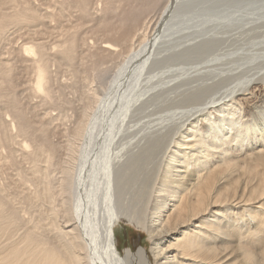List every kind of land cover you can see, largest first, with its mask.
I'll return each instance as SVG.
<instances>
[{
  "label": "bare ground",
  "instance_id": "6f19581e",
  "mask_svg": "<svg viewBox=\"0 0 264 264\" xmlns=\"http://www.w3.org/2000/svg\"><path fill=\"white\" fill-rule=\"evenodd\" d=\"M52 1L0 0V47L10 30L28 33L10 49L32 74L23 94L66 118L56 70L79 93L60 146L53 117L19 104L15 66L0 56V264H264V48L210 57L226 76L184 90L220 34L264 30V16L220 13L216 0H103L91 29L100 52L81 53L85 63L93 0ZM71 5L77 23L64 27ZM173 96L188 110L166 114ZM123 221L148 234L153 261L120 250Z\"/></svg>",
  "mask_w": 264,
  "mask_h": 264
},
{
  "label": "rangeland",
  "instance_id": "374dc122",
  "mask_svg": "<svg viewBox=\"0 0 264 264\" xmlns=\"http://www.w3.org/2000/svg\"><path fill=\"white\" fill-rule=\"evenodd\" d=\"M55 1L63 2V0H55ZM248 1H249V3H248ZM215 2H217L218 5H219V7L218 6L217 7L220 9V13H221V11H224V10H227L228 8H230L229 12L231 10L232 11L236 10L235 11L236 12L235 13V17L243 15L246 18L258 19V18H262L264 16V0H262V1L261 0H244V6L243 7H237V5L241 2L239 0H230V1H224V2L221 1V0H216ZM33 3H34V5L37 8H40V9H48V7H50V8L53 7L54 8L57 5V3L52 1V0H50V2H48V0H33ZM92 3H93V5H92ZM234 3H235V5H234ZM253 3H255L256 5L253 4ZM257 4H259V7H257ZM91 5H92V7L90 6V8L92 10V13L95 14V18H97V19H94V21H93L95 24L93 22H90L91 24L86 25L87 24L86 23L85 24L86 26H84L85 28L82 27L83 31L81 30L82 37L86 36L87 39H88L87 40V46H85V47L81 46L83 48V50H82L81 47H80L81 49H79V57L80 58H85L84 59L85 63L88 62V59L86 58V56H83L84 53H85V55H87V54H90V53L98 54L100 52L99 48L96 45L97 42H99V41L92 36V33H91L92 30L91 29L97 23L100 22L101 17L104 15L105 2L103 0H93V2H91ZM233 5L235 6V8H232ZM253 5H255L256 8ZM58 7H59V5H58ZM252 7H254L255 10ZM239 8H244V10H240V12H239V11H237ZM76 9L77 8H75L73 5H71V9L69 8V11H68L70 17L68 18V21H64L66 24L64 22H63L64 24H62L64 27H66V25H68L71 22H73L74 24L77 23L76 20H77V17H78V14H77L78 12L76 11ZM70 13H74V15L73 14L71 15ZM67 22H69V23H67ZM259 22H263V21H259ZM73 23H72V25H74ZM51 24H52V22H51ZM90 25H91V27H90ZM51 26H54V22H53V24ZM87 26H89V27H87ZM254 26H252V27H254ZM260 26L261 25H259L258 27H260ZM224 31L225 30H223V32ZM85 33H86V35H85ZM27 34L28 33L26 31H23V30H21V31H19L18 29L17 30H15V29L14 30H10L9 34H8V36H9L8 39L9 40H7L5 42V44L0 47V54H1L0 56L2 58L6 59V60H9L15 66V72H14V76H13V81H14L15 88H16V91H17V94H18L17 96H18V99H19L18 100L19 104L22 107H23V104L25 106L30 104V105H32V107H35V108H30V107H28V108H30V114L32 116L36 117V118L43 117L44 114L51 115L53 117L51 119L52 121H50V124H49L51 138L54 141V143H56V144H58L60 146H64V144L66 142V139H65L66 136L65 135H67V133L64 130L66 129V131H68V128L72 125V118L71 117L73 115V111L71 110V107H72L71 104L74 103L76 106L79 104V102H76V101H78L79 93L75 92V90L72 89V87L75 84H77V83L75 81L73 82L70 79V75L67 72L66 73L65 72H60V71L56 70V68L53 69V70H56L55 74L57 76L55 75L56 76L55 78H56V80H58L57 81L58 84L56 83V85H54L55 89L53 91V95H55L58 92L60 81H61V83L62 82L65 83V88L63 90L64 91L63 92V98L65 99L64 100L65 102H62L63 98L61 97L62 100L59 101V104H61L63 106V108L65 107L64 112L67 115V117H66L67 121L65 120L66 118L59 117L60 113H58V112H60V109L58 110L56 107H52V106H49V105L41 106L40 105V100H41L40 98L38 99L36 97H29L28 93H24L23 94V86H26L27 83L29 84V82L32 79L31 78L32 74L28 75L30 73L23 69L24 68L23 67V63L20 62L16 58V55L13 54L12 50H10V49L17 48V47L23 45V40L26 38ZM30 34L33 35L35 33L34 32H30ZM23 35H25V36H23ZM31 35H30L31 41L37 40L38 37H39L36 34L34 36H31ZM230 35L231 34H229V35L220 34L218 36V40H221L222 38H224V40L222 41V43L221 42L219 43V45L215 48L214 52H211L207 56H205V58L202 60V62H201V59L198 60L197 62H200V63H198L197 65H191L190 66L191 68L192 67L195 68V66H197V68H199V69L205 68V67H208V66H209V68H206L207 70L202 69V71L205 74L201 75L202 80L198 84H192L191 86L186 87L184 90L189 89L190 87H193V86H198L199 84H203L206 80H210L208 82H209V84H212L213 83L212 80H211L212 77H214L216 82H217L218 80H220V77H225L226 76V74H224V75H222L220 77H218L217 75L219 73H221V70L223 68L224 69L225 68H229V66L228 67L223 66V61L222 62H218V63H213V64H209L208 63V65H206L205 63L208 60H210L211 58L219 57V56L223 57L227 53L230 54L231 56H233L232 55V51L234 49L240 48V47H242V48H240L239 51L247 50L248 47H253V49H256L257 47L264 48V45L261 44V41H263V37H264V30L261 29V28L260 29L258 28V30L256 32L249 33V34H244V35L238 34V36H232V38L230 37ZM254 36H256V37H254ZM47 39L48 40L46 42L51 41L50 40L51 38H49V36H47ZM234 40H236V41H234ZM49 43L53 44V42H49ZM90 46H93V47H91L93 49H91ZM84 49H85V51H84ZM87 49H89V50L91 49L90 52L86 53ZM80 51H83V52H80ZM81 53L83 55H81ZM12 55H13V57H12ZM76 63H80V62L77 61ZM201 65H202V67H201ZM212 66H216L218 69H216L215 71L213 69V71H212V69H211ZM63 73H65V74H63ZM25 75H27V76H25ZM25 77H27V78H25ZM66 77H67V79H66ZM65 79H66V82H65ZM225 89L228 90L229 88L224 87V88L220 89L219 92L223 93V92L226 91ZM58 94H59V92L55 96H57ZM171 97H172V95H171ZM175 98L176 97L173 96V100L172 101H169L168 103L163 105V109L162 110L165 109L166 114H171L172 112L173 113H175V112H178V113L180 112L181 113V112H184L185 110H188V108H185L187 106V104L183 101V99H181L179 101V103H177V102H175V101H177V100H175ZM179 105H180V107H179ZM177 109H179V111ZM56 111H57V113H56ZM35 114H37V115H35ZM55 114H56V116H54ZM119 231L120 232H119V235L117 236V238H118L119 248H120L121 251H126L127 252L128 248H132L133 251L136 252V251H138L141 248H143V249L145 248L146 251L148 252L150 260L153 261L152 254H150V249H151L150 246L151 245L148 243V240H147L148 239V234L147 233H145L144 231L140 230L135 225H132L129 222H126V221H123V226L120 228Z\"/></svg>",
  "mask_w": 264,
  "mask_h": 264
}]
</instances>
